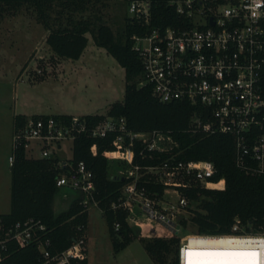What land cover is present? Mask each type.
Here are the masks:
<instances>
[{
  "label": "built area",
  "instance_id": "1",
  "mask_svg": "<svg viewBox=\"0 0 264 264\" xmlns=\"http://www.w3.org/2000/svg\"><path fill=\"white\" fill-rule=\"evenodd\" d=\"M106 1L121 2L127 21L139 28L130 36L142 67L138 86H150L160 102H186L197 107L192 129L231 136L235 166L247 175L264 179V0ZM161 4L174 11V24L160 23ZM84 133L91 137L115 134V148L108 159L120 162L116 174L125 183L110 208L127 210L132 223L137 224L141 217L177 235L179 217L189 202L182 189L192 184L214 190L226 186L224 178L213 179L216 169L212 162L179 159V143L169 132L133 131L123 117H105L89 126L77 115L68 122L28 116L14 133L13 147L25 141L26 148L35 141L39 157L49 158L62 149V141H73ZM91 150L96 152L95 144ZM136 157L160 161L142 164L135 161ZM8 163H13L12 154ZM58 166L62 170L56 180L58 187L79 191L84 210L98 205L94 176L85 163L59 160ZM152 184L162 185V192L150 190ZM119 227L115 222L114 230ZM77 229L82 233L67 248L51 253L49 230L41 220L29 217L10 222L0 214V264H5L11 245L34 246L38 264H83L88 259L87 238L83 225ZM188 251L197 254L195 264L204 256L212 261L229 257L205 253L252 252L258 256H234V262L264 264V232L252 221L243 223L235 218L227 233L195 232L181 237L177 264H185ZM219 263L230 264L222 259Z\"/></svg>",
  "mask_w": 264,
  "mask_h": 264
},
{
  "label": "trees",
  "instance_id": "2",
  "mask_svg": "<svg viewBox=\"0 0 264 264\" xmlns=\"http://www.w3.org/2000/svg\"><path fill=\"white\" fill-rule=\"evenodd\" d=\"M106 5L104 0H0V10L16 11L22 6L34 9L38 20L47 29L45 42L54 55L62 58L78 59L87 45L90 34L96 46L104 48L124 69V92L121 101L111 103L105 114H86L82 118L93 126L105 117L120 118L126 121L133 131L160 130L169 132L179 143L181 160H207L214 164V180L224 178L223 190H214L192 184L183 188L188 198L191 221L196 232L203 234L227 233L235 218L241 222L255 223L256 229L264 232V179L247 175L239 170L234 162V139L225 134H206L194 131L192 117L198 108L186 102H160L152 94L151 87L138 86L141 78V62L132 49L131 34L138 32L136 25L124 20L122 31L115 35L110 26L100 17L84 16L89 5ZM163 25L174 24L176 15L164 4L158 7ZM153 23H157L154 19ZM159 23V21H158ZM53 117L55 120L70 121V115H31V118ZM27 116H14V133ZM114 133L105 137H91L81 134L73 140L72 157L74 164L83 162L92 171L96 188L95 199L102 210L108 226V234L115 253L124 249L134 239H139L153 264H177L179 238L157 222L139 218L138 223L128 220V211L111 209L110 204L117 200L125 181L116 173L109 172V152L114 150ZM25 141L13 147V163L10 166V212L2 214L10 222L23 221L29 217L41 220L48 228L51 253L67 248L82 232L79 225L87 226L88 213L80 204L82 194L76 197L69 207L55 213L53 203L61 187L56 185L62 171L59 159L28 157ZM96 145V152L91 150ZM164 157V156H163ZM160 157L161 159L163 158ZM142 164L157 163L160 159H138ZM150 190L162 192V185H149ZM198 204L192 209L190 203ZM180 223H183V217ZM120 227L114 230V224ZM192 247V246H191ZM208 253H205L207 255ZM38 251L32 245L10 246V255L5 264H38ZM194 253L187 256V264H195ZM202 258V257H201ZM220 259L203 257L199 264H219ZM234 262V258H232ZM221 263V262H220ZM83 264H87L86 261ZM236 264V262H234Z\"/></svg>",
  "mask_w": 264,
  "mask_h": 264
},
{
  "label": "rangeland",
  "instance_id": "3",
  "mask_svg": "<svg viewBox=\"0 0 264 264\" xmlns=\"http://www.w3.org/2000/svg\"><path fill=\"white\" fill-rule=\"evenodd\" d=\"M104 1L106 5H89L83 15L100 17L118 35L127 18L126 8L121 2ZM47 34L31 7L0 10V214H8L11 207L8 158L14 144L13 111L27 117L63 111L101 114L109 103L123 99L124 69L104 48L94 44L90 34L78 59L54 55L45 42ZM61 145L62 149L52 155L61 161L70 159L73 141L67 139ZM25 151L28 157L41 154L35 141H30ZM120 165L110 158L109 172L117 173ZM76 195L75 190L61 187L53 203L55 213L66 210ZM188 206L181 212L179 239L196 232ZM190 207L197 209L198 204L190 203ZM87 213V264H153L139 239L115 253L102 210L92 205Z\"/></svg>",
  "mask_w": 264,
  "mask_h": 264
},
{
  "label": "crops",
  "instance_id": "4",
  "mask_svg": "<svg viewBox=\"0 0 264 264\" xmlns=\"http://www.w3.org/2000/svg\"><path fill=\"white\" fill-rule=\"evenodd\" d=\"M81 57V56H80ZM79 57V58H80ZM111 103H113V102H111ZM111 103H109L108 104V107H109V105L111 104ZM107 110H108V108L106 109V111L104 112V113H101V114H105L106 112H107ZM0 114H1V112H0ZM43 115H49V114H45V113H42ZM86 114H100V113H98V112H85V113H80V114H78L77 116H83V115H86ZM15 115H25V114H16L14 111H13V123H14V116ZM33 115V114H32ZM51 115H70V116H75V114H72L71 112H55V113H51ZM25 116H27V115H25ZM29 116H31V115H29Z\"/></svg>",
  "mask_w": 264,
  "mask_h": 264
},
{
  "label": "snow or ice",
  "instance_id": "5",
  "mask_svg": "<svg viewBox=\"0 0 264 264\" xmlns=\"http://www.w3.org/2000/svg\"><path fill=\"white\" fill-rule=\"evenodd\" d=\"M192 253H189L191 256ZM207 255H226V256H258V253H208Z\"/></svg>",
  "mask_w": 264,
  "mask_h": 264
},
{
  "label": "bare ground",
  "instance_id": "6",
  "mask_svg": "<svg viewBox=\"0 0 264 264\" xmlns=\"http://www.w3.org/2000/svg\"><path fill=\"white\" fill-rule=\"evenodd\" d=\"M207 242H209V241H207ZM192 244H193V243H192ZM192 244H191L192 247L190 246L191 248H193V246H194V245H192ZM194 247H195V246H194ZM189 253H194V252H193V251H188V252H186V256H185L186 258H187V256H188ZM194 255H197V254L194 253ZM208 256H209V255H208ZM186 258H185V264H187V263H186ZM207 258H211V257H207ZM232 258H234V260L236 259V257H234V256H231V257L229 256V257H226V258H218V259H220V260L222 259L223 262H227V261H229V263L231 264V263H233ZM213 259H214V258H213ZM219 264H220V263H219ZM233 264H234V263H233Z\"/></svg>",
  "mask_w": 264,
  "mask_h": 264
}]
</instances>
